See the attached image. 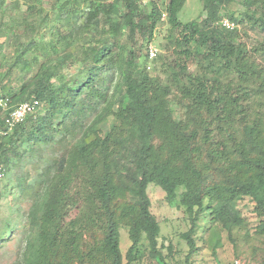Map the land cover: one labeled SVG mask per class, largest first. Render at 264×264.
<instances>
[{
  "label": "trees",
  "instance_id": "trees-1",
  "mask_svg": "<svg viewBox=\"0 0 264 264\" xmlns=\"http://www.w3.org/2000/svg\"><path fill=\"white\" fill-rule=\"evenodd\" d=\"M141 1L53 0L57 22L51 24L50 39L41 46L29 39L14 50L11 65L27 72L37 58L28 57L33 50L52 58L39 64L18 92H8L9 109L32 97L47 109L6 134L1 132L9 109L0 111V165L8 169L23 145L33 151L40 142L52 148L66 142L42 172L43 181L32 184L21 264H123L120 225L128 227L129 263L138 260L133 251L143 239L153 258L160 259L149 183L158 185L169 201L184 187L180 203L186 211L195 215L209 209L229 233L246 224L238 209L246 197L264 218V36L249 48L239 40L238 29L215 25L226 15L264 31V0H242L238 18L222 14L226 0H200L204 15L187 22L178 17L186 0H166L163 7L162 0H146L147 8ZM80 3L86 10L79 16ZM162 14L171 57L157 55L160 74L152 75L142 47L146 50ZM38 18L40 24L49 19L46 12ZM60 18H69L67 31ZM21 23L25 33L39 24ZM203 59L232 79L223 83L190 70L191 63ZM66 63L79 65L78 78L62 76ZM53 77L59 84L52 83ZM171 95L184 103V117L176 116ZM257 98L261 109L251 114ZM88 112L92 117L82 123ZM57 133L61 136L55 140ZM195 217L184 234L191 247ZM255 231L264 233V220Z\"/></svg>",
  "mask_w": 264,
  "mask_h": 264
},
{
  "label": "rangeland",
  "instance_id": "rangeland-1",
  "mask_svg": "<svg viewBox=\"0 0 264 264\" xmlns=\"http://www.w3.org/2000/svg\"><path fill=\"white\" fill-rule=\"evenodd\" d=\"M164 1L166 0L160 2L162 7L165 4ZM241 2L242 0H226L224 2L226 7L221 10L222 14L232 12L235 18H238L243 11ZM52 3L53 0H4L0 3V96L7 97L8 92L10 94L18 92L27 81L26 78L33 76L39 64L52 58L51 54L46 55L41 50H33L28 54V57L36 56L37 58L31 61L28 72L21 69L20 66L13 67L11 65L12 55L19 43L24 45L29 39H34L37 45L41 46L42 43L50 39L51 24L57 22ZM146 3V0L141 1L143 8H147ZM79 6H81L80 16L86 9L82 3ZM44 12L47 13L49 19L47 23L40 24L41 18L38 17H43ZM203 15L200 0H186L178 17L181 22H187L192 19H200ZM166 18L165 15L157 23L150 43L157 47L158 55L170 58L171 50H165L166 39L164 37L168 30ZM24 19L29 23L37 22L39 24L34 30H27L25 33L22 31L23 24L21 23ZM68 20L69 18H60V23L65 31L70 26ZM76 21L80 24L82 18H78ZM237 23L239 24V40L249 48L264 36V31L257 25L252 26L247 21ZM136 38V42L139 43V36L137 35ZM144 48L142 47L143 54ZM158 58L150 63L151 68H146L152 75L160 74L157 70L160 64ZM189 68L192 71L205 73L207 77L223 83L232 79L230 74L223 73L222 70L213 66L208 59H203L198 64L191 63ZM60 69L65 79L79 77V65L66 63ZM59 82L58 77L52 78L54 85L59 84ZM86 90V88L83 89L82 95ZM169 99L172 108L175 109L176 116L184 117V103L177 96L171 95ZM253 100L255 101H253L254 108H252L251 114H257L254 113V110L261 109L260 99ZM46 107L47 105L43 104L38 115H43ZM67 113L68 109H64L63 114L67 115ZM1 116L2 113L0 112ZM59 116L56 115L57 118ZM108 116L112 117L111 113ZM91 117L92 112L85 113L81 119L82 123H87ZM71 119H67L65 123L68 124ZM71 132L72 129L70 132L67 131L69 134L67 138L71 137ZM76 133H79L78 129ZM60 136L61 133H57L54 139L57 140ZM7 140L8 137L5 136L3 141L7 142ZM65 145L66 142L62 141L52 148L51 145L40 142L39 145H32L33 151H30V145H23L19 149V156L13 155L11 157L8 169H4L0 165L3 169V175L0 177V264H21L25 246L24 236L30 228L26 215L33 198L32 184L43 181L41 174L45 167L60 155ZM183 190L184 187H178L174 199L169 201L166 198V193L158 185L148 184L147 194L150 200V211L159 224L157 244L161 254L160 259H157L159 263L150 254L149 246L144 239L138 245V251H133L135 256H139L138 260H130L132 262L129 263L127 250L131 241L128 236V227L120 225L119 243L123 264H214L219 260H227L228 264H237L235 261H239L241 264H264V233L258 234L255 231V228H258L264 218L256 214L253 201L246 197L238 203V209L246 224L244 227L235 228L229 233L223 229L220 223L212 219L210 210L205 207L201 208L195 215L189 214L186 207L180 203V194ZM207 202L205 199L204 204ZM75 212L76 209L71 210L70 215L73 216ZM194 216H196L194 227L190 233L194 247H191L184 234L189 232Z\"/></svg>",
  "mask_w": 264,
  "mask_h": 264
},
{
  "label": "built area",
  "instance_id": "built-area-1",
  "mask_svg": "<svg viewBox=\"0 0 264 264\" xmlns=\"http://www.w3.org/2000/svg\"><path fill=\"white\" fill-rule=\"evenodd\" d=\"M165 17V14H162V18ZM215 25L226 29V30H234L239 28V24L234 20L230 19L226 15H221L218 20L215 21ZM146 58H147V69L150 68V63L156 59L158 55V49L152 43H149L146 46L145 50ZM41 103L38 99L32 97L29 100L23 101L11 107L8 105V98L7 97H0V111H9L4 115V122L6 126V130L2 131V134H6L12 128L24 121L27 117L36 118L37 115L40 113L39 110L41 108ZM3 175V169L0 166V177Z\"/></svg>",
  "mask_w": 264,
  "mask_h": 264
},
{
  "label": "crops",
  "instance_id": "crops-1",
  "mask_svg": "<svg viewBox=\"0 0 264 264\" xmlns=\"http://www.w3.org/2000/svg\"><path fill=\"white\" fill-rule=\"evenodd\" d=\"M235 263L241 264L239 261H235ZM214 264H228V263L227 260H223V261L219 260L218 262L216 261Z\"/></svg>",
  "mask_w": 264,
  "mask_h": 264
}]
</instances>
